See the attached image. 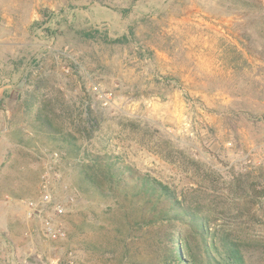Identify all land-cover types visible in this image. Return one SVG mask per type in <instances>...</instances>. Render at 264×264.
I'll return each instance as SVG.
<instances>
[{"label":"rangeland","instance_id":"374dc122","mask_svg":"<svg viewBox=\"0 0 264 264\" xmlns=\"http://www.w3.org/2000/svg\"><path fill=\"white\" fill-rule=\"evenodd\" d=\"M53 152L74 199L61 241L23 213ZM104 153L264 264V0H0V264H178L185 224L128 237L120 194L79 190Z\"/></svg>","mask_w":264,"mask_h":264},{"label":"trees","instance_id":"16d2710c","mask_svg":"<svg viewBox=\"0 0 264 264\" xmlns=\"http://www.w3.org/2000/svg\"><path fill=\"white\" fill-rule=\"evenodd\" d=\"M85 35L90 36L89 33ZM114 41L120 43L124 38H116ZM41 121L46 129L58 131L47 119ZM87 158L88 162L78 170V188L83 193L111 191L120 194V199H117L121 205L119 228L125 236L134 237L135 229L152 224L179 222L189 229L190 238L198 236V250H194L187 237L185 248H175L171 255L173 261L178 264H244L238 242L227 237L216 240L214 233L212 239H209L210 230L206 218L178 199L168 185L144 174L134 176L129 166L113 160L107 153L92 154ZM129 204H133L135 209ZM177 236L172 232L171 241H175Z\"/></svg>","mask_w":264,"mask_h":264},{"label":"built area","instance_id":"2783aa9c","mask_svg":"<svg viewBox=\"0 0 264 264\" xmlns=\"http://www.w3.org/2000/svg\"><path fill=\"white\" fill-rule=\"evenodd\" d=\"M51 159L54 165L48 164L38 181L36 196L24 202V212L34 226V235L39 232L44 238L61 241L66 238V230L60 218L66 214L68 206L74 204V199L68 195V184L56 168L58 153L53 152ZM67 264L73 262L69 260Z\"/></svg>","mask_w":264,"mask_h":264},{"label":"crops","instance_id":"0c3cea01","mask_svg":"<svg viewBox=\"0 0 264 264\" xmlns=\"http://www.w3.org/2000/svg\"><path fill=\"white\" fill-rule=\"evenodd\" d=\"M21 212H22V210H20ZM23 213H24V210H23ZM10 241H12L13 242V240H10ZM27 243H28V241H27Z\"/></svg>","mask_w":264,"mask_h":264}]
</instances>
